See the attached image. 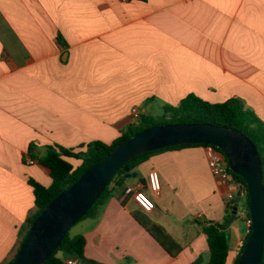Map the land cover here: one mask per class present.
<instances>
[{"label": "crops", "instance_id": "crops-1", "mask_svg": "<svg viewBox=\"0 0 264 264\" xmlns=\"http://www.w3.org/2000/svg\"><path fill=\"white\" fill-rule=\"evenodd\" d=\"M191 94L211 103L238 98L264 122V0H0V264L17 255L37 209L30 181L53 183L31 145L42 157L49 145L81 152L95 141L112 144L143 115ZM152 170L161 178L158 195L148 186ZM135 172L112 185L97 217L71 229L85 236L86 258L207 264L204 226L224 222L229 203L206 146L157 152ZM136 211L162 225L181 252L169 254ZM242 212L229 226L227 264L249 233Z\"/></svg>", "mask_w": 264, "mask_h": 264}, {"label": "water", "instance_id": "water-1", "mask_svg": "<svg viewBox=\"0 0 264 264\" xmlns=\"http://www.w3.org/2000/svg\"><path fill=\"white\" fill-rule=\"evenodd\" d=\"M182 144L213 145L220 148L233 173L243 177L249 194L251 232L238 264H261L264 254V178L257 146L238 129L210 123H169L149 127L115 148L90 167L67 190L55 197L36 218L10 264H45L70 230L100 199L113 177L133 158ZM137 172L126 174L136 178ZM242 200L239 192L228 227L237 219ZM63 259L71 254L63 252ZM85 258L82 263H88Z\"/></svg>", "mask_w": 264, "mask_h": 264}, {"label": "trees", "instance_id": "trees-1", "mask_svg": "<svg viewBox=\"0 0 264 264\" xmlns=\"http://www.w3.org/2000/svg\"><path fill=\"white\" fill-rule=\"evenodd\" d=\"M60 40H62L61 36ZM165 115H168L169 119H167L166 117L155 119L154 117L143 115L137 124L130 126L126 131L122 133V136L112 144H107L102 141H95L87 145L86 151L76 152L71 148H65L59 145H49L46 147L45 154L42 157H38V155L36 154L35 145H31L29 154L32 158L37 159L40 164L50 169L53 183L50 187H46L39 182H36L35 180L30 181V184L34 188L35 203L37 209L33 213V215L28 218L27 224L22 229L23 233H21L22 239L20 242V247L25 238L28 236L36 218L44 211V209L55 197H57L62 192L71 187L74 183H76L85 171L100 162L115 148H117L139 132L152 126L164 125L169 123H210L214 125H224L238 129L245 135H247L257 146L262 159V171L264 178V122L257 116L254 111L247 108L242 100L233 98L223 103H211L199 98L196 95L191 94L184 98L178 106L166 107ZM194 145L202 144H182L167 147L165 149L144 153L133 158L118 172V174L113 177L103 195L88 211V213L82 220L97 217L107 199L112 194V185L114 183H118L124 186L125 182L128 180L125 177L126 174L134 173L136 169L141 164H143L150 156L163 150L179 149ZM67 158L82 159L83 163L79 167L74 168L73 164L70 163ZM233 175L243 186V189L241 191L242 199L245 198L246 200V214L248 219H251L248 207L249 194L246 186V181L243 177L235 173H233ZM123 202H125V200ZM232 209L233 208L231 207L228 208L224 222L208 223L204 226V231L208 236L211 253L210 261L207 264H227L229 253L231 250V235L228 224L231 218ZM133 215L135 219L139 221V223L165 248V250L169 254H171L172 256H176L181 252L182 246L176 242V240L162 225L153 221L144 212L136 211L133 213ZM251 229L252 227L250 225V232ZM250 232L245 237L244 245L248 239ZM86 243L87 242L84 235L72 236L69 232L62 241L60 247L45 262V264H64L67 260H64L59 256L60 252H68L71 254L70 260L82 262L86 258ZM243 249L244 246L233 264L239 263ZM89 263L96 264L94 261H89ZM200 263L201 260H198L195 264ZM261 264H264V254Z\"/></svg>", "mask_w": 264, "mask_h": 264}, {"label": "built area", "instance_id": "built-area-1", "mask_svg": "<svg viewBox=\"0 0 264 264\" xmlns=\"http://www.w3.org/2000/svg\"><path fill=\"white\" fill-rule=\"evenodd\" d=\"M133 113L136 115V117L140 118L139 111L135 108L133 110ZM207 149L208 154V160H209V166L213 173V175L224 185L228 187V193H227V199L229 203V208H233L236 198L240 191H242L243 186L241 183L235 178L233 175V171L229 167V162L224 154V152L213 145H205ZM30 164H36L37 162L33 159L29 160ZM232 171V172H231ZM148 186L150 190L155 194L158 195L162 191V184H161V178L159 175V172L157 170H152L149 173L148 176ZM141 185H133L127 187L126 193L128 195L133 194L136 192ZM244 214L242 212V209H239V215ZM248 224L251 225V219H248ZM250 232V231H249ZM244 246V242L241 245L240 251ZM238 253V255H239ZM70 264H76L79 263V261L76 260H67Z\"/></svg>", "mask_w": 264, "mask_h": 264}, {"label": "rangeland", "instance_id": "rangeland-1", "mask_svg": "<svg viewBox=\"0 0 264 264\" xmlns=\"http://www.w3.org/2000/svg\"><path fill=\"white\" fill-rule=\"evenodd\" d=\"M155 113H156L155 114L156 116L154 117L155 119L164 118V117H166L167 119H169V116L168 115H165V111L162 109L161 106H158L157 107V110H156ZM245 208H246V200H245V198H243L241 200V203H240V210L241 209H244L245 210ZM73 233H74V230H70V234L72 235Z\"/></svg>", "mask_w": 264, "mask_h": 264}]
</instances>
